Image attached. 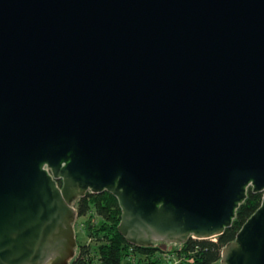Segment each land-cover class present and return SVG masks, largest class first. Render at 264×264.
I'll return each mask as SVG.
<instances>
[{
    "label": "water",
    "instance_id": "obj_1",
    "mask_svg": "<svg viewBox=\"0 0 264 264\" xmlns=\"http://www.w3.org/2000/svg\"><path fill=\"white\" fill-rule=\"evenodd\" d=\"M61 181V186L57 181ZM264 264V0H0V264H68L107 192L131 245Z\"/></svg>",
    "mask_w": 264,
    "mask_h": 264
},
{
    "label": "trees",
    "instance_id": "obj_2",
    "mask_svg": "<svg viewBox=\"0 0 264 264\" xmlns=\"http://www.w3.org/2000/svg\"><path fill=\"white\" fill-rule=\"evenodd\" d=\"M57 185L61 186L60 180L57 181ZM261 200L262 195L253 193L249 188L246 199L237 209L231 226L222 235L208 240L189 238L179 245V249L174 251L179 258H182L179 264H220L222 249L234 241L243 224L259 208ZM75 211L78 218L88 217L85 223L86 229L89 238L95 242L96 249L92 257L87 245H78L77 256L68 264H133L127 260L131 254L150 258L157 253L169 251L165 243H158L150 248H140L128 243L118 231L121 217L118 202L107 192L85 193L76 201ZM93 215L102 219V224L96 227L91 225ZM185 259L192 262H186Z\"/></svg>",
    "mask_w": 264,
    "mask_h": 264
},
{
    "label": "rangeland",
    "instance_id": "obj_3",
    "mask_svg": "<svg viewBox=\"0 0 264 264\" xmlns=\"http://www.w3.org/2000/svg\"><path fill=\"white\" fill-rule=\"evenodd\" d=\"M87 220H88V217L78 218L76 216L74 223H73V230H74L75 239H76L75 257L78 254V248H77L78 245H87L90 248L92 257H94V255H95L96 246H95V242L93 241V239L89 238L88 230L86 229V224H85ZM102 222H103L102 219H99L93 215L92 219L90 221V224L95 225V227H96V226L102 224ZM165 245L164 246L166 248H169V249L178 247L177 245H174L172 243H165ZM156 258H161L160 263L157 262L156 264H164L163 260H162L163 257H161L160 254H156L155 259ZM145 262H148L149 264H154V263H150V261H148V260L147 261L144 260V258L142 256L141 257L135 256L134 262H131V263H133V264H146Z\"/></svg>",
    "mask_w": 264,
    "mask_h": 264
},
{
    "label": "built area",
    "instance_id": "obj_4",
    "mask_svg": "<svg viewBox=\"0 0 264 264\" xmlns=\"http://www.w3.org/2000/svg\"><path fill=\"white\" fill-rule=\"evenodd\" d=\"M192 239H194V238H192ZM172 244L177 245L178 247L177 248H171V249H169V251H166V252L157 253V254H160L161 257H163L162 260H163L164 264H179L182 261V258H179L177 256V254L174 252L176 249H179V245L180 244H177V243H172ZM135 256H140L141 257V255H133V254H131L128 257V259H127L128 262H134V257ZM142 257L144 258V260L150 261V263H156V262L160 263V261H161V258H156L155 259V256L154 257H150V258L149 257L147 258V256H142ZM185 261L189 262V263L192 262V260H187V259H185ZM145 263L149 264L148 262H145Z\"/></svg>",
    "mask_w": 264,
    "mask_h": 264
}]
</instances>
